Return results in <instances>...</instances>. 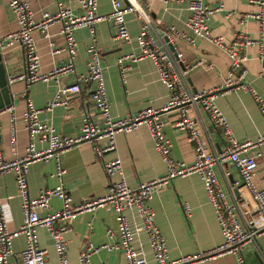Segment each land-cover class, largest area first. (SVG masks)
<instances>
[{"label":"built area","instance_id":"2783aa9c","mask_svg":"<svg viewBox=\"0 0 264 264\" xmlns=\"http://www.w3.org/2000/svg\"><path fill=\"white\" fill-rule=\"evenodd\" d=\"M13 15L16 29L0 36V50L17 44L24 53V65L20 72L7 76V82L22 81L29 84L36 81H57V76L73 74L75 82L69 86H58L53 97L46 103L44 109L50 110L56 105L65 106L60 96L66 93L75 94L80 91V85H90L89 101L96 111V118L90 112H84L79 131L74 135L56 133L49 122L39 120V109L25 100V109L21 115L23 129L27 135V143L23 155L5 159L1 152L0 141V174L11 172L14 175L16 195L19 201L21 223L15 229H9L5 208L0 197V264H10L8 259L14 255L11 241L17 236L23 237V246L16 254L15 264H45L46 250L37 243L35 229L42 227L49 237L57 264H68L66 256V239L64 234L70 230L71 221L79 214L91 211L97 207H108L114 213L115 229H106L107 241L97 247L87 243L77 255V264H92L90 255L99 249L106 251L120 250L126 264H193L207 258L221 255H232L237 264H245L241 251L246 243L264 234V190L253 183L254 170L257 165L259 150L250 154L249 150L258 148L264 143V133L254 141H238L231 133L229 124L215 104V98L228 90H242L248 93L255 102L257 110L264 122V99L245 80L243 62L247 59L244 50L250 46L257 47V58L261 62L259 76H264V0H246L255 7L251 12L239 16V23L252 19L257 25L256 36L251 37L245 31L235 32L231 41H225L221 35H213L208 26L212 13L223 9L221 0L215 7H208L205 0H158L163 4L168 2H186L188 14L184 21L185 28L190 32L166 26L161 35H156L151 29V21L147 12L137 0H109L110 9L104 15L96 14L97 0H77L79 12L56 1L53 11H44L38 21L33 20L27 0H6ZM133 14L138 20L139 28L135 42L138 54H128L117 59L122 67L123 59L137 61L150 59L159 81L169 92L168 99L159 109L145 107L124 117L114 118L109 112L106 99L100 53L94 43V27L99 21L110 19L112 22L111 39L128 41L129 35L125 26L124 15ZM228 12H226V15ZM58 23L59 33L63 37L62 49L68 54V60L48 72L39 71V59L32 38L33 31H39L48 37L47 29ZM86 28L91 42L84 48L85 71L75 73L72 59L76 50L74 32ZM181 39L192 46L197 39H202L217 49L226 53L230 67L219 85L200 89H189L186 78L188 73L197 67L211 68L210 63L198 59L192 63H183L182 54L176 49L174 40ZM51 46V43H49ZM162 46L163 48H161ZM171 46V48H170ZM56 50L51 49V53ZM198 105L206 114L210 124L222 133L225 145L213 153L205 149L194 121L187 116L189 108ZM9 110V148L14 149L15 116L9 106L1 110ZM168 113L177 115L173 126L186 135L193 144V159L190 162L175 160L170 154V141L164 134V117ZM143 125L150 138L153 150L164 165V172L152 179L139 182L129 187L121 171V160L114 154L115 135L128 133ZM83 142H90L94 154L100 158L102 170L107 177L106 192L101 197L89 198L79 203H73L63 185L65 170L61 163V154ZM36 143L42 146L37 147ZM104 154L109 155L105 157ZM52 161L53 170L49 177L56 181L52 187H44L35 196H29L26 174L28 165L32 162ZM229 162L237 171L239 183H234V189L240 188L248 195H239L228 202L214 171L220 162ZM197 175L203 185L207 203L211 206L216 224L221 234V241L215 247L190 255H183L170 260L163 236L154 223V213L149 204L155 191L165 186L171 179ZM232 186V187H233ZM55 198L60 206L51 209L50 199ZM191 207L182 203V213L188 217ZM150 253L151 263H148L143 242ZM107 264V263H98ZM264 264V260L259 263Z\"/></svg>","mask_w":264,"mask_h":264},{"label":"crops","instance_id":"0c3cea01","mask_svg":"<svg viewBox=\"0 0 264 264\" xmlns=\"http://www.w3.org/2000/svg\"><path fill=\"white\" fill-rule=\"evenodd\" d=\"M56 1L79 12L77 0H27L32 12L33 20L38 21L44 11H53ZM147 12L151 29L156 35H161L166 26L190 32L185 28L184 21L188 14L186 2H168L163 4L158 0H137ZM223 9L211 14L208 26L213 35H221L223 39L231 41L236 31L243 30L249 36L255 37L257 25L254 20L247 19L239 23V16L255 9L246 0H221ZM208 7H215L218 0H205ZM110 9L109 0H97L96 14L104 15ZM226 12L228 14L226 15ZM125 26L129 35L128 41L111 39L112 22L110 19L95 24L94 43L99 49L100 63L106 99L112 117L120 118L134 113L145 107L159 109L168 99L169 92L159 81L154 67L148 58L137 61L123 59L117 64V59L128 54H138L139 49L135 42L139 23L133 14L124 15ZM16 29V24L6 0H0V36ZM60 25L54 23L47 29L48 37L39 31L32 32L35 51L39 59V71L48 72L68 60V54L62 49L63 37L59 33ZM76 50L72 59L75 73L85 71L84 48L91 42L86 28L74 32ZM51 43V46L49 45ZM176 49L182 54L183 63H192L201 59L211 64V68L197 67L192 69L186 78L191 90H200L219 85L230 67V60L226 53L212 44L197 39L190 46L181 39L174 40ZM163 48L162 46H160ZM51 49L56 50L51 53ZM246 60L245 80L264 99V76H259L261 62L257 58V47L250 46L244 50ZM24 53L17 44L0 50V79L5 77L10 94V111L15 116V141L13 151L9 148V110L0 111V141L1 152L5 159H12L23 155L27 143V135L23 129L21 115L25 109V100L28 99L33 107L39 109L38 118L49 122L56 133L60 135H74L79 131L84 112H90L96 118V111L89 101L90 85H80V91L75 94L66 93L60 96L65 106L56 105L50 110L44 109L46 103L53 97L58 86H69L75 82L73 74L57 76V81H36L25 84L22 81L7 82V76L18 73L24 65ZM1 101V98H0ZM215 104L225 116L232 135L238 140L254 141L264 133V122L251 96L242 90H228L215 98ZM3 109V108H2ZM187 116L194 121L205 149L213 153L220 152L225 140L216 127H213L206 114L198 105L189 108ZM175 113H168L164 117V134L170 141V154L175 160L190 162L193 159V144L186 135L178 131L173 123ZM41 147L40 143H36ZM257 150V165L254 170V185L264 190V143L258 148L249 150L254 154ZM114 154L121 160V171L129 187L161 175L164 165L153 150L146 128L141 125L128 133L115 135ZM105 157L109 155L104 154ZM65 170L63 185L67 189L72 202L79 203L89 198L101 197L107 189L108 180L105 176L100 158L96 157L90 142H83L63 152L60 156ZM53 170L52 161L32 162L28 165L26 174L27 191L29 196H35L44 187L56 184L49 173ZM216 178L225 193L228 202L245 194L243 188L234 191V183H239V176L235 168L227 161L220 162L214 167ZM233 186V187H232ZM0 197L5 208V217L9 229H15L21 223L19 201L16 195L14 175L11 172L0 174ZM182 203L190 207V215L182 213ZM149 204L154 213V223L163 236L168 259H177L183 255H190L209 250L221 241V234L216 224L213 210L207 203L203 185L195 174L171 179L165 186L154 192ZM51 209H57L60 203L57 199H50ZM114 213L108 207H97L91 211L77 215L71 221V228L64 234L66 239V256L68 264H77L78 252L90 243L97 247L107 241L106 229H115ZM37 243L47 252L45 264H57L51 241L42 227L35 229ZM143 249L148 263L152 259L144 243V236L140 235ZM23 237L12 239L11 246L14 253L8 259L15 264L18 251L23 246ZM245 264H259L264 260V234L246 243L241 251ZM92 264H126L120 250L106 251L99 249L90 255ZM193 264H237L232 255H221L207 258Z\"/></svg>","mask_w":264,"mask_h":264},{"label":"water","instance_id":"95a60500","mask_svg":"<svg viewBox=\"0 0 264 264\" xmlns=\"http://www.w3.org/2000/svg\"><path fill=\"white\" fill-rule=\"evenodd\" d=\"M171 48V46H170ZM0 109H2L5 106H8L10 103V94L8 92L7 84L5 77L0 79ZM235 192H237V189H234ZM261 263V262H260Z\"/></svg>","mask_w":264,"mask_h":264}]
</instances>
